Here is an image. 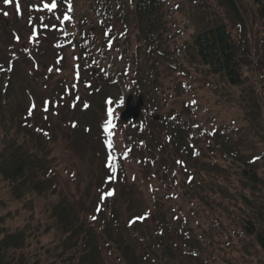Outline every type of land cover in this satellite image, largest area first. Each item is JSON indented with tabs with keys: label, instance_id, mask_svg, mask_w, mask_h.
<instances>
[{
	"label": "trees",
	"instance_id": "trees-1",
	"mask_svg": "<svg viewBox=\"0 0 264 264\" xmlns=\"http://www.w3.org/2000/svg\"><path fill=\"white\" fill-rule=\"evenodd\" d=\"M71 3L64 40L51 32L48 37L74 47L96 82L118 89L122 102L108 105L104 97L98 108L104 126H128L124 145L119 149L107 134L114 145L105 167L107 189L93 196L90 212L81 211L50 163L49 127L10 112V78L27 53L0 54V185L10 190L9 201H0V264H108L106 252L122 264H264V0ZM60 4L64 9L55 16L62 17L68 0ZM43 19L58 24L51 13ZM171 69L182 74L189 98L179 99ZM206 87L234 99L238 117L218 123L207 105L211 119L205 124L196 93ZM130 93L143 97L144 110L126 125L117 114ZM158 136L171 150L163 177L150 181L139 211L123 216L114 196H101L115 173L120 181L131 173L140 183L127 163L134 149L149 151L150 162L155 151L163 156ZM242 140L256 150L242 151ZM43 213L63 233L51 246L40 241L42 227L50 230Z\"/></svg>",
	"mask_w": 264,
	"mask_h": 264
},
{
	"label": "rangeland",
	"instance_id": "rangeland-1",
	"mask_svg": "<svg viewBox=\"0 0 264 264\" xmlns=\"http://www.w3.org/2000/svg\"><path fill=\"white\" fill-rule=\"evenodd\" d=\"M30 2L36 6L41 3V0H20L21 12L22 9L26 12L18 14L15 7L16 0H12V4L9 6H5L4 0H0V12L2 13L0 14L1 56H7L11 59L17 54L15 50L17 51V48H20L22 44L28 49L30 55L35 53L33 47L26 46L27 41L24 38V35H30L31 28L36 26L38 20L36 17H31L32 22L30 23L29 16H27L28 6H26ZM47 2L50 3L51 0H47ZM5 11L8 12L7 16L3 15ZM42 13L38 12L39 15ZM17 36H19V41L16 39ZM45 39V36L38 34L29 39V44L32 43L41 49L44 48L45 53L43 54L29 55L30 58L35 59L38 64L37 67H34L29 59L21 60V65H17L16 70H13L10 78L11 84L7 90L10 112L18 119L28 115L32 118L33 123L49 127L51 134H53V157L50 163L52 166L57 164L56 173L60 176L63 186L74 197L78 208L83 212H90L93 196L97 197L96 194L99 190L107 189L105 175L109 174L105 171V165L112 156L111 151L113 150V147L110 148L109 142L105 139L104 131L107 133L108 129L101 125L105 115L103 110L98 108L99 103L104 97H106L107 103L109 100L120 103L122 101L121 95L114 86H103L95 80H92L91 88H87V85L90 84L88 79L91 75L80 69L76 72L78 58L73 57L72 51L68 49L60 51L59 48L52 45L53 40L50 41L51 38ZM48 46L53 47V49ZM10 47L13 48L9 49ZM63 61L64 64H61ZM49 69L52 70L49 71ZM168 72L172 76L173 85L178 90L179 99L189 98V92L185 88L183 89L182 74L174 72V70L172 72L168 70ZM261 85L263 86L262 101L264 103V79ZM93 87L95 89H92ZM219 91L218 94L214 93L215 97H213L214 94L211 89L207 87L205 90L196 93L197 102L202 107L201 116L205 124L211 119L206 115L207 110L206 112L203 110L207 105L211 106L213 115L219 116L218 123L221 121L228 122L232 118L238 117L236 115L238 104L234 99L222 98ZM216 100L219 101H217L218 105L214 103ZM84 106H87V109L83 110ZM97 118H99L98 121ZM127 129L128 126H121L119 129L115 127L114 129V138L119 148L124 145V134ZM157 140H159L160 149L165 150L163 156L155 151V153L153 152L155 157L154 159L151 157L152 162H150L149 151L145 148L134 149L130 161L127 163V171L136 173L135 180H139L141 186L137 182L134 183L131 173H128L124 181L119 180L118 174L114 175V181L108 192L114 196L113 202L115 201L116 206H120L123 216L130 212L139 211L143 207L144 196H148L147 187L151 184L150 181L158 179L161 175L163 177L162 169L169 160L168 156L171 154V150L168 146L161 145L160 136L157 137ZM239 147L246 153L254 152L257 148L252 141L246 142L244 140ZM3 186L0 185V201L6 203L9 201L10 190ZM41 202L39 199L37 200L38 212L42 208ZM14 208L15 205L11 206V209ZM41 217L44 223L50 226V230L49 232L45 231L46 229L42 227L40 241L51 246L54 238H61L62 230L59 229L56 221L51 218L49 213H43ZM22 223L20 218L14 228ZM105 255L108 264H122L118 259L109 256L107 252ZM184 264L207 263L187 259ZM236 264L242 263L237 261Z\"/></svg>",
	"mask_w": 264,
	"mask_h": 264
},
{
	"label": "snow or ice",
	"instance_id": "snow-or-ice-1",
	"mask_svg": "<svg viewBox=\"0 0 264 264\" xmlns=\"http://www.w3.org/2000/svg\"><path fill=\"white\" fill-rule=\"evenodd\" d=\"M11 4H12V0H4V5L5 6H9ZM15 7H16L17 13L18 14H22L20 0H16ZM33 7H34V10L37 11V12H41L42 13V12L46 11L47 13H52L55 21H57L58 24H64L66 21H69L71 19L70 13L73 11L71 0H68L67 11L63 13L62 18H61V16H55V11L58 9V0H51L50 3L47 2V0H41V3L39 5H36V6H33ZM3 15L7 16L8 12H6V11L3 12ZM41 20H43V18H41ZM31 22H32V18L30 17V23ZM42 27L47 29V28H49V25L47 23H42ZM51 27L53 29H55V28H57V24L54 23V24L51 25ZM59 30L62 31V32H65V34H67L64 29H59ZM35 34H36V29L33 28L32 37H35ZM32 37H30V38H32ZM16 39L19 41V36H17ZM108 46H109V48L112 47L111 42H109ZM51 70L52 69H49V71H51ZM77 76H78V73H77ZM108 103H112V101L109 100ZM30 114H31V110H30ZM108 114H109V116H112V110L111 109H109ZM113 135H114V133H113ZM109 147L112 148V147H114V145L110 144ZM110 159H111V157H110ZM257 159H258V157H257ZM178 163H181V162L178 161ZM111 194H112L111 192L105 193L104 195L101 196V199H104L105 196L111 195ZM93 219H95V217H93Z\"/></svg>",
	"mask_w": 264,
	"mask_h": 264
},
{
	"label": "water",
	"instance_id": "water-1",
	"mask_svg": "<svg viewBox=\"0 0 264 264\" xmlns=\"http://www.w3.org/2000/svg\"><path fill=\"white\" fill-rule=\"evenodd\" d=\"M125 110L122 112L120 120L128 121L129 119L137 120L140 116L142 105H143V99L142 97H138V100L136 101L135 105H132L131 96L127 97Z\"/></svg>",
	"mask_w": 264,
	"mask_h": 264
}]
</instances>
